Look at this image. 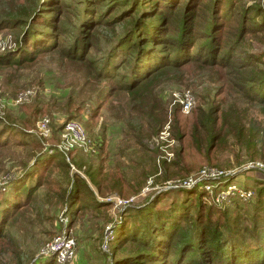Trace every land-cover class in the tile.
Wrapping results in <instances>:
<instances>
[{"label":"trees","instance_id":"1","mask_svg":"<svg viewBox=\"0 0 264 264\" xmlns=\"http://www.w3.org/2000/svg\"><path fill=\"white\" fill-rule=\"evenodd\" d=\"M5 13L0 28L20 29L22 37L20 42L17 38L16 53L1 52L0 65L21 66L60 45L57 52L75 74L71 85L79 89L77 94L70 92L63 104L69 119L81 114L79 103L86 99L94 102L90 119L115 105L114 98L121 108L123 93L131 118L138 114L151 118L130 122L135 137L144 133L143 122L151 135L165 115L152 88L166 80L181 81L180 70L188 65L228 71L232 90L242 93L264 117V69L258 66L263 53L245 44L247 33L264 32V9L259 4L246 5L245 0H12ZM60 15L66 23L59 24ZM115 79L118 82L112 83ZM76 95L82 99L77 101ZM238 101L220 116L209 109L203 120L194 122L191 137L201 126L207 134V151L228 143L245 148L251 157H264V123L257 115L250 117L248 105ZM37 104L30 115L50 108L49 103L41 109ZM25 125L17 126L0 115V150L14 144L30 147L32 154L29 165L0 184V264H59L53 255L36 256L43 241L38 235L47 229V222L52 226L62 213L69 228L79 213L89 210L98 219L113 203L99 200L96 194L103 198L115 192L128 200L138 192V183L127 184L120 174L105 168L104 140L91 142L94 158H75L74 149L67 160L63 152H49L29 134L36 128L34 122ZM62 126L52 121V142ZM176 137L185 138L179 126ZM193 144L198 148L200 142L195 139ZM180 153L176 160H181ZM263 188L257 190L251 215L246 210L230 216L220 206L202 204L199 196L196 201L171 202L166 207L157 205L160 196L143 207L128 202V219L116 223L111 258L105 264H264V241L255 237V220L264 210ZM59 208L63 210L57 214ZM46 233L51 238L55 235L52 230Z\"/></svg>","mask_w":264,"mask_h":264},{"label":"rangeland","instance_id":"2","mask_svg":"<svg viewBox=\"0 0 264 264\" xmlns=\"http://www.w3.org/2000/svg\"><path fill=\"white\" fill-rule=\"evenodd\" d=\"M245 2L246 5L259 4L264 9V0H245ZM11 5L12 0H0V18L2 16L6 17L5 12ZM4 7L6 8L4 9ZM65 21L64 17L60 15L59 24L66 23ZM19 31L20 29H14L10 25L9 27L3 25L0 28V54L5 50H12L14 51L13 54L17 52L22 37V32L18 33ZM245 44L251 51L263 53L262 61L258 66L264 69V32L247 33ZM60 48V45H58L54 51L39 55L35 61H26L21 66L14 63H8L5 66L0 65L1 116H5L10 122L21 127L26 126L25 123H30V121L36 125L37 120L45 115L49 116L50 122L53 121L55 126L69 120L68 114L62 110V107L68 98V94L70 92L77 94L79 89L77 85H71L75 74L67 69L70 68L67 61L61 59L60 52H57L60 51ZM218 69L217 71L216 69L196 68L193 65H188L180 70L183 73L182 76H184L181 81L166 80L157 85L155 89L152 88L154 100L159 105L164 106L165 115L159 130L151 135L148 134L147 122H143L144 133L139 137H135L130 122L134 120H138V122L140 120L151 121V118L147 114L142 115L141 118L139 114L136 118H131L129 116L130 112L126 109V94L122 93L120 97L121 102L119 105L121 108H117L118 100L114 98L115 105L109 109L102 108L95 119H90L94 102L91 99L80 102L81 114L70 119L77 120L84 126L88 143L83 148L80 147L74 151L75 158L79 156L86 160L94 158L95 154L91 153V149H89L91 142L104 140L108 151L105 168L112 173L120 174L127 184L136 185L138 183L136 185L138 186V192L129 198L132 205L138 204V206L143 207L157 196H160L157 205L166 207L171 202L180 204L185 200L186 203H190L196 201L199 196L202 204L220 206L221 210H225L226 214L230 216L243 214L246 210L248 212L249 210L253 211L258 198L257 190L264 186V172L257 167H250L249 164L255 161L264 163V157H251L247 155L248 152L246 153L245 148H239L237 145H227L228 143L223 147L219 146L207 151V145H205L207 134L201 126L194 137H191L194 122L197 121L198 123L203 120L209 109H214V115L220 116L223 109L229 112V104L237 100H239V104L248 105L250 117L257 115L259 120L264 123V117L258 114V108L247 99H244V96L241 97L242 93L239 95L232 90V85L228 82L230 75L226 73L228 71L221 67ZM121 72H123V68ZM111 82L117 83L118 81L115 79ZM146 88L141 89L143 96L148 91ZM187 89L194 96V106L189 112L184 113L179 109L176 110L174 94ZM26 90H31V95L16 103L18 94ZM75 99L80 101L82 96L76 95ZM35 102H38L37 106L39 108L49 103L50 108H40L38 114L35 116L30 115ZM118 110L120 114H118ZM178 126L185 133V138L182 141L176 137ZM163 132L166 133L163 134ZM29 134L33 138H38L43 144L47 141L51 144L54 143L52 140L45 141L37 137L35 129H32ZM160 136H163V138H159ZM195 139L200 142L198 148L193 144ZM231 139L232 137H228V141ZM169 142L172 144L169 145ZM51 144L49 145L50 149L54 152V145ZM30 149V147L23 148L12 144L11 147L0 150L1 185L10 177L9 174L21 171L27 164L29 165L32 159ZM165 150L173 152V156L168 157ZM178 152H181L179 154L181 160L175 159ZM174 161L179 162L178 167L174 165L175 163L173 164ZM204 167H211L207 169L222 172V174H214L206 181L208 185L213 187L212 193L204 190L203 185L175 186H179V184H183L189 178L194 177ZM81 172L79 173L85 179L86 177ZM227 186L249 190L251 196L247 199L231 196L226 203L218 202L216 200V188L220 190ZM38 193L41 194L42 190H39ZM118 195L115 192L108 194V196L124 199ZM96 196L101 198L97 194ZM262 200H264V195ZM62 208H59L56 213L62 212ZM129 209L130 207L113 204L107 207V211L98 219L93 217L90 210L79 213L73 225L68 228L70 234L75 238L76 248L73 259L66 264H105L109 262L111 250L109 252L102 250L105 230L107 226L115 228L116 223L122 218L128 219ZM249 214H252L251 211ZM242 221L244 222V220ZM245 221L246 223L249 222L247 219ZM255 222L257 224L255 237L264 241V210H259ZM52 224L51 226L48 221L46 224L47 229L39 233L38 236L43 241L36 251V256H41V248L53 238L47 235L46 232L52 230L56 235L60 230L61 225L58 220ZM247 238L250 240L249 237ZM2 257V259L7 260L6 255H2Z\"/></svg>","mask_w":264,"mask_h":264},{"label":"built area","instance_id":"3","mask_svg":"<svg viewBox=\"0 0 264 264\" xmlns=\"http://www.w3.org/2000/svg\"><path fill=\"white\" fill-rule=\"evenodd\" d=\"M31 95V90L22 91L18 94L16 103H19ZM174 104H178L180 110L184 113L189 112L194 106V96L190 90H183L182 92L174 94ZM61 124L63 126L59 129L57 134L58 139L54 141L53 144L49 143L47 140H51L53 136V130L51 127V122L49 116L45 115L37 120L35 133L38 137L47 141L45 143V148L51 152L50 144L54 145L55 151L63 152L69 159V152L84 147L88 143V137L84 126L77 120L69 119L63 121ZM166 132H163L165 134ZM159 138H163L160 136ZM174 141V140H173ZM172 143L169 142V145ZM168 157L173 156V152L166 151ZM250 167H257L264 172V163L262 162H252L249 164ZM73 167V166H72ZM211 167H204L194 177L189 178L183 184L175 185L176 187H192V186H201L203 189L209 193L213 192V187L207 184L208 178L212 177L214 174H222L221 171H213L212 169H207ZM194 184V185H193ZM226 188V189H225ZM215 193L217 195L216 200L218 202H228L231 196H239L242 199H247L251 196V191H246L243 189L235 188V186H227L217 190ZM225 189V190H224ZM219 192V193H218ZM233 194V195H232ZM103 201L112 202L113 204L125 206L130 200H124L116 196H108L106 198H99ZM215 200V201H216ZM132 201V200H131ZM58 221L60 223V230L58 233L41 248V255L48 256L53 255L56 259V262L59 264H65L75 255L76 241L75 238L70 234L69 229L67 228L68 218L62 213L59 214ZM114 228L112 226H107L104 235V242L102 244V250L104 252L110 251V244L113 239Z\"/></svg>","mask_w":264,"mask_h":264}]
</instances>
